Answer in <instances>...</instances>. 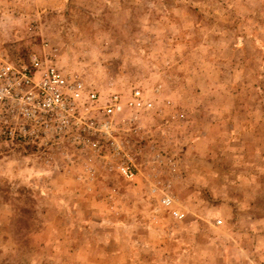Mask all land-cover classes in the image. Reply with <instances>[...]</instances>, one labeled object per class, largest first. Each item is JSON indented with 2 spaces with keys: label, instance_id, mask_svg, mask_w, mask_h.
<instances>
[{
  "label": "rangeland",
  "instance_id": "obj_1",
  "mask_svg": "<svg viewBox=\"0 0 264 264\" xmlns=\"http://www.w3.org/2000/svg\"><path fill=\"white\" fill-rule=\"evenodd\" d=\"M49 54L154 105L121 154L0 138V264H264V0H0V67Z\"/></svg>",
  "mask_w": 264,
  "mask_h": 264
},
{
  "label": "built area",
  "instance_id": "obj_2",
  "mask_svg": "<svg viewBox=\"0 0 264 264\" xmlns=\"http://www.w3.org/2000/svg\"><path fill=\"white\" fill-rule=\"evenodd\" d=\"M153 105L140 89L129 96L119 92L102 96L81 76L64 73L53 54L32 55L27 63L6 62L0 67V138L24 146L69 143L100 155L111 143L121 154L115 138L120 131L117 118L127 110L144 112ZM117 171L129 181L137 177L128 161L118 164ZM174 202L169 195L162 199L167 208ZM173 215L178 220L185 217L178 210Z\"/></svg>",
  "mask_w": 264,
  "mask_h": 264
}]
</instances>
